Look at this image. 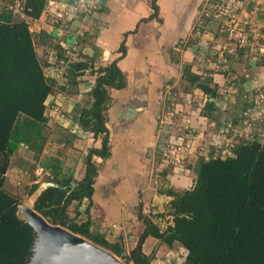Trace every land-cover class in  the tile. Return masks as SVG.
<instances>
[{
    "label": "crops",
    "instance_id": "obj_1",
    "mask_svg": "<svg viewBox=\"0 0 264 264\" xmlns=\"http://www.w3.org/2000/svg\"><path fill=\"white\" fill-rule=\"evenodd\" d=\"M102 4L101 11L93 16L97 20L91 19L92 23L82 15H79L80 19L68 21L72 30L61 35L59 43L57 41L61 51L52 38H47L48 41L51 39L47 45L51 47L46 46L47 50L57 56L64 54L62 48H69L73 37L79 33L81 38L76 36L79 51L69 56V62L88 66L76 74L68 69L65 81L58 83L55 80L45 101V146L41 153L44 162L38 167L43 175L50 176V181L52 178L60 182L69 180L72 187L83 178L87 153L90 149L100 148L101 136L94 137L89 128H82L78 117L80 111L92 106L98 69L116 60L123 86L107 88L109 103L105 126L109 156L103 159L92 156L97 169L93 194L91 202L87 198L81 202L83 205L79 208L83 213L80 211L77 222L90 217L92 231L103 234L110 242L128 244L131 250L145 227L139 214L142 212L164 231L172 225V216L156 215L153 220L150 215L162 214L173 199L166 191L181 193L191 189L196 179L194 166H176L163 171L166 169H162L164 165L156 157L164 142L165 124L169 121L167 113L175 118L178 115L179 125L187 127L197 110L186 106L185 99L192 96L203 104L208 100L214 103L215 108L207 110V114L203 111L205 117L201 119L213 120L211 114L220 115L224 120L218 119L219 124L228 121L225 119L228 117L232 120L234 114L235 120L239 121L242 111L234 96L251 88L256 90L262 84L261 62L257 57L243 62L245 57L237 54L241 48L228 30L234 21L249 27L254 36H264V0H103ZM220 4H231L232 10L220 13L216 9ZM42 17L46 19L44 12L39 21ZM53 28L45 26L42 29L49 34ZM49 51L44 52L45 60ZM243 64H247L248 69L243 68ZM48 72L53 77L49 67ZM185 73L198 77L197 83L210 80L209 87L216 88L217 97L208 99L200 88L188 82ZM242 75L247 78L244 83L240 82ZM227 81L234 89L224 86ZM185 87L187 89L183 91L181 88ZM223 88H230L227 90L231 95L222 97L220 91L223 92ZM167 89L179 94L182 102L177 107L167 100ZM239 128L241 131L242 126ZM212 150L209 154L216 155V148L214 152ZM89 204L87 215L85 211ZM176 249L184 258L181 247H167L151 236L142 246L146 256L161 261H168L170 257L166 255H173L178 251Z\"/></svg>",
    "mask_w": 264,
    "mask_h": 264
},
{
    "label": "trees",
    "instance_id": "obj_2",
    "mask_svg": "<svg viewBox=\"0 0 264 264\" xmlns=\"http://www.w3.org/2000/svg\"><path fill=\"white\" fill-rule=\"evenodd\" d=\"M46 1L23 0L22 13L36 21L43 14ZM34 37L26 21L14 20L10 10L0 9V264H30L37 241L34 229L17 215L21 197L3 188L9 157L20 145L29 150L36 148L37 154L43 151L45 101L56 79L46 76L47 63L43 66L38 58ZM44 37L52 38L41 31V43ZM54 45L61 51L58 44ZM239 52L238 49L237 54ZM63 58L64 54H57V60ZM87 66L73 63L67 68L76 74ZM98 72L92 90V106L80 111L78 121L82 128H89L94 137L101 136V146L88 151L84 176L74 187L69 180L60 182L52 178L49 182L58 187L50 186L41 191L33 204L34 211L49 218L50 224L87 239L126 263L149 264L151 256L143 253L142 246L151 236L167 247H181L185 252L182 264H264V143L258 140L237 143L231 155L225 158L201 159L195 168L196 179L191 189L181 193L166 191L173 198L168 205L172 225L161 231L141 212L139 219L144 230L125 257L121 255L125 251L123 244L110 242L103 234L91 230L90 217L77 222L81 202L84 198L91 202L93 194L97 169L92 156L102 159L109 156L105 126L109 103L107 88L123 86L116 60L99 68ZM185 76L208 99L217 97L216 88L209 87L210 80L197 83L198 77L186 73ZM212 108H215L214 103L206 101L204 114ZM37 187L33 184L28 195ZM73 202H76V211L71 218L68 208ZM89 207L90 204L85 211L87 215Z\"/></svg>",
    "mask_w": 264,
    "mask_h": 264
},
{
    "label": "rangeland",
    "instance_id": "obj_3",
    "mask_svg": "<svg viewBox=\"0 0 264 264\" xmlns=\"http://www.w3.org/2000/svg\"><path fill=\"white\" fill-rule=\"evenodd\" d=\"M46 6H45V11H44V16L46 17V19H44V17H42V20L39 21H33L29 18H27L23 13H22V9L21 6L18 2H16V0H4V1H0V7H4L8 10H10L12 12L13 15V19L14 20H24L28 23L30 30L34 33L35 37H34V42H35V49H36V53L39 56L38 58H40L41 62L43 63V66L47 65L48 66H44V72L46 73L47 77H50V73L48 72V67L52 70L53 73V77L56 78V80L58 81V83H60L61 81H65V76L67 73V66L69 64H71L72 62H69V54H67V52L64 53V58L63 59H58L57 60V56L56 53L52 54L50 53L49 50H47L46 46L48 45V41L47 37L43 38V43L40 42L39 39V34L41 31H45L42 28H44L45 26H53L55 28L49 30V34L52 37V42L54 44H57L58 38L61 37V35L65 34L66 32L69 33V30H72L70 28V25H68V21L72 20V18L76 19H80L79 15H82L83 17L87 16V19L90 20L93 19L94 14L97 13L98 11H101V7L103 6V0H47L46 1ZM0 8V9H1ZM95 19V18H94ZM97 20V19H95ZM49 21V22H48ZM92 23V22H91ZM57 26H55V25ZM77 34V33H76ZM79 34V33H78ZM77 34V35H78ZM67 35V34H66ZM76 35V36H77ZM248 36V41H249V45L245 46L243 48H241V52H239V56L240 54L242 56L245 57V59L243 60V62H245V60H249L252 58H256L257 57V61L261 62V70L264 71V51L262 52V50H259L257 48H262L264 46V36L263 35H259L258 37L254 36V32H248L247 34ZM76 36L73 37V41L72 43L75 42V40L78 43V39H76ZM42 37V36H41ZM54 38L56 39L54 41ZM78 38L80 39L81 36L78 35ZM261 39V40H260ZM236 42V41H235ZM59 43V41H58ZM64 46V44H63ZM79 46L80 43H78V49L77 51H79ZM47 47H51V46H47ZM49 51V54H51L52 56L49 57V54L47 56V60H45V56L46 53L44 54V52ZM67 51V50H66ZM246 55V56H245ZM71 56V54H70ZM255 61V60H254ZM246 63V62H245ZM243 68L245 67L246 69H248V65L246 64L244 66V64L242 65ZM251 67V66H249ZM245 81H247V78L245 76H240V82L244 83ZM262 84L260 86H258L259 88L255 90V88H251V90L245 92L243 91L242 93L240 92V96H234L235 99L238 101L237 102V106L240 109L241 108V116L239 121L237 122L235 120V115L232 114V120L228 118H225L228 121H224L218 124V119H222L221 116H213L211 113L210 117L213 120H208L205 118L201 119L203 116V109L205 104L197 102V99H192V104L189 106L190 109L191 108H195L197 109L196 112L194 111L195 118L192 121H189L186 126H180L179 122H177L178 120V115L175 117H173V119L176 121H174L171 119L167 122L166 120V124H165V130L166 132L163 133V145L162 147L169 142V139L171 138H176L178 143L180 141V138H183L185 136V139H189L192 143H193V149H189L186 150L184 152V154H182L181 152H179V154L181 155L182 159L180 158V161H174L172 164L168 163L163 155H162V147L159 149L156 157L159 159L160 162L163 163L164 167L162 169H166L163 171H169L171 168L173 169L176 166L179 167H184V168H188V167H195L197 166V164L199 163V161L202 160H207L208 158H210V156H214V157H222L225 158L226 156L222 155L221 153H218L216 155H210L209 152L212 150L213 152L215 151V147L212 146L211 144H209V141H212L211 136L213 135V138L219 136L220 140L222 139V144L224 145V141L225 139L228 140H232L228 135L229 134H233L235 137L239 136L237 138V143H242L245 140H258L261 143H264V137L262 134H264V79L261 80ZM235 82V81H234ZM238 82V81H237ZM64 83V82H63ZM225 87H229L232 86L231 82L229 83V81H227V84L224 85ZM233 88V86H232ZM257 88V87H256ZM183 89V91H186V87L185 88H181ZM226 89V90H224ZM227 89L231 90L230 88H223V92L222 90L221 92V96L227 97L229 96L228 94L231 95V92L228 91ZM234 89V88H233ZM241 89V86H239V91ZM230 92V93H228ZM182 96H185L184 94ZM183 98V97H182ZM180 101V98H179ZM182 102V101H180ZM171 103V101H170ZM236 105V102H235ZM187 106V105H186ZM201 112V113H200ZM169 113H167V117ZM197 115V116H196ZM224 117V116H223ZM180 119V118H179ZM201 119V120H200ZM185 124V123H184ZM239 124V125H238ZM219 125V126H218ZM228 125H230V127H228ZM239 126H242V129L240 131ZM229 128V129H228ZM228 129V131H226ZM46 130L43 129V133H45ZM226 132V133H225ZM224 133V134H223ZM240 133V135H238ZM262 135V136H261ZM171 137V138H170ZM239 139V140H238ZM213 143V142H211ZM189 145V143H188ZM236 145V144H235ZM45 145L43 144V147ZM181 146V145H180ZM212 148V149H211ZM20 150V152H19ZM232 150V148H231ZM204 151V152H203ZM43 153V151L41 152ZM40 153V154H41ZM231 153V152H230ZM37 154V149L34 148L33 150H29L27 147L20 145L17 152L12 154L9 157V164H8V168L7 171L4 175V183H3V188L14 195H18L19 197H21L22 199V203L21 205L18 207V211L19 208L23 205V204H29L30 203V209H33V204L34 201L36 200V198L38 197V195L40 194V189H45L44 186L46 183H50V176L47 175H43L39 169V165L44 162V155L43 154ZM41 156V157H40ZM162 159V160H161ZM180 162V164H179ZM182 162V163H181ZM43 172V171H42ZM162 172V170H161ZM194 174L196 176V171H194ZM33 184H37L38 187L37 189L29 196L28 195V191L31 188V186ZM75 205L76 203H72V205L68 208V215L70 217H73L75 215ZM81 205H83V203H81ZM80 205V206H81ZM169 205V204H168ZM84 208V206H83ZM79 211L80 208H78ZM17 211V214H18ZM156 215H169V207H165V210L163 211L162 214H151L150 217L153 220H156L154 216ZM171 216V215H170ZM19 217H22L19 214ZM82 218V217H81ZM78 221V220H77ZM128 243V242H127ZM130 246V245H129ZM129 246L127 244V246L124 245L125 251L128 253L130 251ZM38 249L39 251H41L42 249V244L39 243L38 244ZM175 248V247H173ZM178 250V249H176ZM181 252L176 251L173 255L172 254H167L166 257H170V259L168 258V261H161L160 258L155 260H152L151 258L149 260V264H172L170 263V260L173 259V264H182V258L183 256H180ZM178 257V259H177ZM182 260H181V259ZM124 264H131V263H126L124 260H122L121 258H119Z\"/></svg>",
    "mask_w": 264,
    "mask_h": 264
},
{
    "label": "water",
    "instance_id": "obj_4",
    "mask_svg": "<svg viewBox=\"0 0 264 264\" xmlns=\"http://www.w3.org/2000/svg\"><path fill=\"white\" fill-rule=\"evenodd\" d=\"M50 186L57 187L55 184L46 183L44 188ZM22 220L37 234L30 264H124L118 257L87 239L50 224L49 218H44L34 210L30 212L29 220ZM39 243L42 244L41 251L38 249ZM121 255L125 257L127 252L124 251Z\"/></svg>",
    "mask_w": 264,
    "mask_h": 264
},
{
    "label": "built area",
    "instance_id": "obj_5",
    "mask_svg": "<svg viewBox=\"0 0 264 264\" xmlns=\"http://www.w3.org/2000/svg\"><path fill=\"white\" fill-rule=\"evenodd\" d=\"M16 2H18L20 4L21 9L23 10V7H22L23 0H16ZM230 5L231 4H223V5L220 4L219 6H217L216 9L220 13H222V12L223 13H229L232 10ZM237 24H238V22L233 21L232 26L229 27L228 33H229L230 37H232L236 41V45L240 48H243V47L249 45L247 34H248V32L251 31V29L247 26H240ZM197 30H198V32H200L199 29H197ZM77 49H78V43L75 40V42L72 43L69 48L65 49V51L67 50L66 51L67 54L70 55L72 53H77L78 52ZM261 50H262V52L264 51V46L261 48ZM166 96H167V100L172 102L171 106L177 107L178 104L180 103L179 94H177L176 92H171L169 89H167ZM185 102H186L187 106L188 105L190 106L192 104V99L188 96L185 99ZM168 116H169L168 119L169 120L171 119V121H172L173 114H169ZM228 127H230V125H228ZM228 129L226 131H228ZM228 136L232 140L225 139L224 145L222 144L223 141H222V139L220 140L219 136L215 137L212 140V142H213L212 146H214L216 148L218 153H221L224 156H230L231 155V153H230L231 148L234 147L235 144H237V136L235 137L233 134H229ZM180 141H181V143L180 142L178 143L176 138H171V139H169V142L166 143L162 147V155H163L164 159L170 164H172L174 161H177V162L180 161V158L182 159L179 152L184 154V152L186 150L189 151V149H193V143L189 139H185V136L183 138H180ZM188 143H189V145H188ZM217 152H216V154H218ZM179 164H180V162H179Z\"/></svg>",
    "mask_w": 264,
    "mask_h": 264
},
{
    "label": "bare ground",
    "instance_id": "obj_6",
    "mask_svg": "<svg viewBox=\"0 0 264 264\" xmlns=\"http://www.w3.org/2000/svg\"><path fill=\"white\" fill-rule=\"evenodd\" d=\"M32 210L30 209V203L29 204H23L18 211V215L20 214L22 219H28L29 220V214Z\"/></svg>",
    "mask_w": 264,
    "mask_h": 264
}]
</instances>
